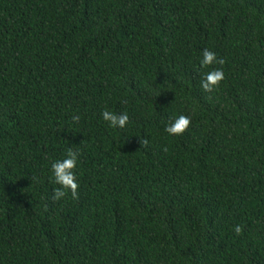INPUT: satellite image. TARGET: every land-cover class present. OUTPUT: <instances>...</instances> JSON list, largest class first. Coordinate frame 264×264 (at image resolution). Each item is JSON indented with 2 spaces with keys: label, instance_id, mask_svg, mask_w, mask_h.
<instances>
[{
  "label": "trees",
  "instance_id": "1",
  "mask_svg": "<svg viewBox=\"0 0 264 264\" xmlns=\"http://www.w3.org/2000/svg\"><path fill=\"white\" fill-rule=\"evenodd\" d=\"M0 264H264V0H0Z\"/></svg>",
  "mask_w": 264,
  "mask_h": 264
},
{
  "label": "clouds",
  "instance_id": "2",
  "mask_svg": "<svg viewBox=\"0 0 264 264\" xmlns=\"http://www.w3.org/2000/svg\"><path fill=\"white\" fill-rule=\"evenodd\" d=\"M223 61L219 59L215 52L209 49H202L199 60L201 68L207 65L222 64ZM224 73L221 68H212L202 74L200 86L205 91H211L223 79ZM101 118L108 122L109 127L124 128L128 123L129 117L126 112L114 113L112 111L102 109L100 113ZM76 117H73L75 120ZM189 125V118L183 114L175 116L170 123L165 125L164 131L170 135H179L185 131ZM78 162V154L76 151L68 150L62 159H56L50 164L51 176L55 184L59 188L53 189V199H60L65 196V189L75 197L77 182L76 168ZM240 225L234 226L236 233L240 232Z\"/></svg>",
  "mask_w": 264,
  "mask_h": 264
}]
</instances>
